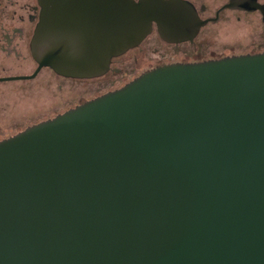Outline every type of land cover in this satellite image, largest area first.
I'll return each instance as SVG.
<instances>
[{
	"label": "water",
	"instance_id": "water-1",
	"mask_svg": "<svg viewBox=\"0 0 264 264\" xmlns=\"http://www.w3.org/2000/svg\"><path fill=\"white\" fill-rule=\"evenodd\" d=\"M112 6L107 42L41 19L34 56L104 73L149 15ZM0 264H264V52L158 66L0 141Z\"/></svg>",
	"mask_w": 264,
	"mask_h": 264
},
{
	"label": "flooded vegetation",
	"instance_id": "flooded-vegetation-1",
	"mask_svg": "<svg viewBox=\"0 0 264 264\" xmlns=\"http://www.w3.org/2000/svg\"><path fill=\"white\" fill-rule=\"evenodd\" d=\"M129 1L133 11L149 13L139 41L112 56L104 73L78 77L38 61L36 27L44 20L46 36L57 31L58 43L96 42L97 29L107 42L112 0H0V141L158 66L264 52V0Z\"/></svg>",
	"mask_w": 264,
	"mask_h": 264
}]
</instances>
